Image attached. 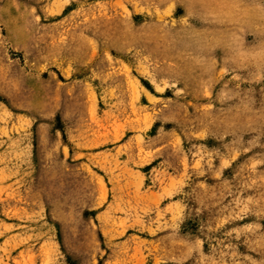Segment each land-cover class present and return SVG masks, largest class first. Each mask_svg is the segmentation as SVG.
<instances>
[{"label": "rangeland", "instance_id": "1", "mask_svg": "<svg viewBox=\"0 0 264 264\" xmlns=\"http://www.w3.org/2000/svg\"><path fill=\"white\" fill-rule=\"evenodd\" d=\"M0 264H264V0H0Z\"/></svg>", "mask_w": 264, "mask_h": 264}]
</instances>
